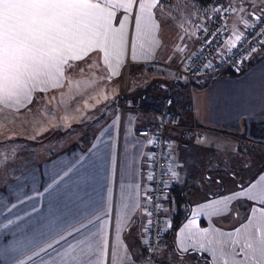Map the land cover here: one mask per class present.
Here are the masks:
<instances>
[{"label": "crops", "instance_id": "0c3cea01", "mask_svg": "<svg viewBox=\"0 0 264 264\" xmlns=\"http://www.w3.org/2000/svg\"><path fill=\"white\" fill-rule=\"evenodd\" d=\"M235 1L240 8L244 6L242 0ZM208 4L203 1L193 3V0H174L169 6L179 5L180 8L172 16L171 23L162 24L157 31L158 45L151 54L141 55L138 49L137 61L133 63L126 60L123 67L117 68L118 76L109 79L108 69L93 54L90 58L76 62L72 69L66 71L63 87L47 93H34L33 103L19 111L15 108L0 110V150L10 152L9 159L5 161H9V164L19 161V153L10 149L18 147V143L22 142L24 149L29 147L31 151L33 148L31 153L34 154L31 160L25 159L29 161L13 172V175L0 179V208L5 210V215H8L7 208L17 198L24 199L25 196L42 192L53 176L57 173L62 175L65 170L72 168L68 186H75L80 178L86 177L84 190L78 193L84 200L80 207H90L91 211L111 209L113 225L118 214L122 221V245H126L131 252L147 256L146 251L142 252L141 244V228L146 219L142 215L144 208L134 206L144 203L143 189L150 185L147 176L151 144L148 143V137L138 136L136 132L151 126L154 120L149 114L132 109L138 98L152 112L160 113L164 108V97L171 96V110L181 115L183 124L197 127L188 149L179 146L180 129L168 132L173 145L168 199L164 203L167 219L171 220L178 205L183 206L186 217L196 204L212 197L228 195L235 188L229 179L233 173L237 180L247 184L264 171V50L245 61L238 71H226L218 76L193 81L178 79L175 69L181 63L178 61L183 54L175 55L171 61L167 59L174 54V46L180 44L179 35L185 30L180 27L181 24L194 33L196 25L193 20L198 23L200 18L205 17L209 10ZM201 5L206 7L202 9ZM213 12L214 9L207 14L212 15ZM250 13L251 10L248 13L240 10L236 12V18L231 19L228 25L232 37L244 30V23ZM189 14L193 17L189 18ZM196 41L197 38L192 36L186 38L184 43L193 48ZM86 67L93 73V77H98L95 84H99L100 90L109 96L107 99L92 101L89 109L86 107L88 111H94L106 106V113L96 120L76 119L75 113L71 112L75 110L64 112L59 107L64 106L66 100L74 102L75 91L70 89L65 93V87L70 78L74 79L73 83L76 82L79 70H85ZM49 94H55L57 127L49 130L47 127L46 131L42 129L40 133H43L37 137L36 142L30 141L29 137L18 138L14 134L15 130L9 127L14 124L16 128L21 126L23 123L17 120V116L32 112L33 107ZM117 113L120 119L114 124ZM40 115L41 112L38 117ZM68 116H72V119L65 125L64 118ZM29 130L32 129L28 127L20 132L27 133ZM52 138L57 145L60 141L55 151L49 147ZM94 143L97 149L89 155V149ZM82 154L87 157L88 164L84 169H78L75 164L78 158H82ZM209 176L213 180L221 176L224 179L219 184L209 183L205 179ZM33 204L41 208L42 215L48 214V200L40 197L18 205L13 209L14 215L11 218L14 219L15 214L23 215L25 211H31ZM222 207L228 214L214 217L211 224L229 231L245 220L251 204L233 201L230 210L227 206ZM237 213L238 216L235 215ZM28 219L25 217L24 221L18 223H26ZM31 219L35 221L37 217L33 215ZM0 221L6 223L3 216H0ZM137 222H140L139 227ZM184 223L185 218L173 234H168L170 230L165 232L164 245L174 243L176 233ZM200 224L201 227L210 226V222L203 218ZM15 228V225H10L7 230L0 229V248L6 244L15 245L19 235ZM117 243L113 233L110 236V249ZM118 250L121 255L124 254L123 246ZM225 259L230 260L231 257L218 256L216 264H224ZM0 261L13 264V260L6 258L2 252ZM182 264H190V261H183Z\"/></svg>", "mask_w": 264, "mask_h": 264}, {"label": "snow or ice", "instance_id": "6c2138e0", "mask_svg": "<svg viewBox=\"0 0 264 264\" xmlns=\"http://www.w3.org/2000/svg\"><path fill=\"white\" fill-rule=\"evenodd\" d=\"M198 2L193 0V3ZM172 3L174 0H0V110L15 108L19 111L33 103L34 93H47L63 87L66 71L93 54L108 69L109 79L118 76L117 68L123 67L126 60L137 61L138 49L141 55H146L158 45L156 33L162 24L171 23L174 13L169 4ZM242 4L244 7L238 9L229 0H217L211 6L214 15L205 13L198 23L193 20L196 25L194 33L181 24L185 30L179 35L180 44L174 46V54L167 59L171 61L175 55L183 54L178 61L182 62L189 48V44L184 43L185 39L203 35L204 43L191 54L186 67L191 66L193 59L203 56L206 47L217 56H232V49H242L247 43L249 47L236 61L239 70V64L264 50V0H256L255 3L254 0H242ZM204 7L201 5L202 9ZM238 10L243 13L251 10L244 23V31L235 34L234 39L229 38L231 47L226 53L219 45L212 48L215 38L226 30L227 17ZM215 19H219L220 24L210 31L207 22ZM249 36L254 37L251 42L248 41ZM213 66L212 60L206 58L204 68L211 70ZM119 119L117 113L114 124ZM141 135L146 136L147 132ZM148 143L154 144L155 140ZM96 149L97 144H92L89 155ZM154 155L148 159L151 161ZM167 159L171 160L170 152ZM9 163L5 161L3 169H7ZM87 164V157L82 154L75 167L84 169ZM149 168H152L151 164ZM71 172L72 168H69L62 175L57 173L36 195L17 198L7 208L8 215L0 208V216L6 220V223L0 221V229L7 230L10 225H15V231L19 233L14 246L6 244L0 248V252L11 258L13 264H182L183 261L216 264L218 256L231 257L230 260L225 259L224 264H264V171L247 184L237 180L233 173L229 179L235 188L228 195L196 204L190 209V215L185 217L186 223L177 231L174 243L159 247L155 246L159 235L152 236L155 231L154 211L165 213L157 220L164 225L162 231L171 230L173 223L166 218L167 209L163 203L154 204L153 201L167 200L168 196L162 193L157 198L151 185L145 187L144 203L134 207L144 208L142 215L146 219L141 228V244L142 252L146 251L147 256L131 252L122 245V221L118 214L113 225L111 209L91 211L90 207H80L84 200L78 193L84 190L86 177L70 187ZM205 179L219 184L224 177L213 180L209 176ZM147 180L151 182L155 176L149 174ZM40 197L48 200L46 216L42 215L37 204H33L31 211L11 218L18 205ZM233 201L251 204L245 220L229 231L212 225L214 217L228 214L222 206L230 210ZM33 215L37 217L35 221L31 219ZM25 217L29 218L26 223H18ZM202 218L210 222L209 227H201ZM113 233L118 243L110 249ZM121 246L123 255L118 250ZM0 264H6V261H0Z\"/></svg>", "mask_w": 264, "mask_h": 264}, {"label": "built area", "instance_id": "2783aa9c", "mask_svg": "<svg viewBox=\"0 0 264 264\" xmlns=\"http://www.w3.org/2000/svg\"><path fill=\"white\" fill-rule=\"evenodd\" d=\"M214 15V14H213ZM232 14H230L226 19V30L221 32V35L217 36L216 42L213 43L212 48H216L218 45L222 52L226 53L228 48L231 47L230 39L232 37L228 28L229 22L231 20ZM251 22V21H250ZM220 24L219 19H215L211 22H207V27L209 30H214L216 25ZM223 28V25L221 26ZM264 27V25H262ZM244 31V30H243ZM205 37L200 35L197 38L196 44L193 48L187 50L188 55L184 57L183 61L176 67V73L180 81H193L202 77H214L218 76L226 71H238L236 61L241 59L240 53L247 49L249 45L245 43L242 49H232V56H217L215 52H211L209 48H204V55L198 58H195L191 62L190 67H186L188 59L191 54L199 50L200 45L204 43ZM254 37L249 36L248 41L251 42ZM223 41L222 43H220ZM259 47V45H256ZM211 59L213 62V68L211 70H206L204 68L205 59ZM223 60V62H221ZM245 62V61H244ZM243 62V63H244ZM239 64V69L243 65ZM173 104V98L171 96L164 97V109L160 113L152 112L151 109L142 104V99L138 98L137 102L133 106V110L139 113L149 114L154 122L149 127L140 128L137 130V135L141 137H148L150 140H155L154 144H151V154H155L153 159L149 164L152 165V168L148 170V175L152 174L155 176V180L150 182L151 187L154 189V195L159 198L162 193H168V187L165 188L161 182H164L168 185L170 179V169H171V160L167 159L168 153L172 152V141L168 135L169 130L180 129L181 137L179 140V146L181 149H188L190 147V142L194 136V133L197 130L196 126L185 125L182 123V117L179 113L173 112L171 110ZM126 110V108H123ZM147 132V135H141V133ZM153 194V193H149ZM156 203H165V200L160 201L159 199L153 201ZM164 217V213L160 211H154L153 214V224L155 231L152 233L153 237L159 235L160 239L156 242L155 246L159 247L165 244V232L162 231L164 225L157 223V220Z\"/></svg>", "mask_w": 264, "mask_h": 264}, {"label": "rangeland", "instance_id": "374dc122", "mask_svg": "<svg viewBox=\"0 0 264 264\" xmlns=\"http://www.w3.org/2000/svg\"><path fill=\"white\" fill-rule=\"evenodd\" d=\"M199 1H203V3L205 2L209 3L208 4L209 10L207 13L211 12V10L213 9L211 6L217 2V0H199ZM221 2H224V0H221ZM230 2L236 5L238 8H240V6H238L239 3H237L235 0H231ZM171 7L173 8V13H175L176 10L180 8V6L179 7L171 6ZM236 12L232 14L231 19L236 18L237 16ZM213 14L214 12L212 13V15ZM188 17L191 18L193 16L189 14ZM79 71H80V74H79L77 81L73 83L74 79L70 78L68 84L65 87V93H67L70 89L75 91L76 95L73 96L74 102H72V100H66V103L64 104V106L59 105V107L61 108V111H64V112L75 110L71 112L75 113L76 119L96 120L102 115H104V113H106L105 112L106 106L102 107L100 109L101 111L99 109H96L97 107L95 108L96 110L94 111H88L87 109H89V107L93 103L92 101L108 98L109 96L108 94L100 90L99 84H95L96 83L95 81L98 77H93V73L89 71L87 67L85 70L81 71L80 69ZM102 92L103 94H101ZM102 103H105V102L102 101ZM120 104H122V102H120ZM108 111L111 112V109L109 108ZM40 112H41V115L40 117H38ZM56 112H57V103L55 100V94H49L48 97H45V100H42L40 104L33 107L32 112L30 111L25 112V114H20L17 116V120L23 123L21 126L16 128L17 125L14 124L12 127H9V129L11 128L12 131L15 130L14 134L18 138L27 139V137H29L28 139L30 141L36 142L37 137L43 133V132L40 133L42 129L46 131L47 127H48V130L53 127L55 129V127H57ZM71 119H72V116L65 117L64 124L67 125L68 124L67 121ZM28 127H30L32 130H29L27 133L20 132V130L22 131V129L27 130ZM59 142L60 141H58V145L60 144ZM49 143H50L49 147L52 150L55 151L58 149V145L55 139L54 140L53 138L50 139ZM13 147L14 148H11L10 150L14 151L15 153H19L17 155L19 157V161L15 160V163L9 164L7 169H3L2 163H4L5 160L9 159L10 152H7L5 150H0V154H1L0 155V179L4 177L7 178L8 176L13 175V172H16L20 167H23L25 165V162L29 161V160L25 161V159H30L32 158L31 155H34L33 153H31V151H33V148L31 151L29 147L24 149L25 147H24L23 142L18 143V147H15V146ZM24 151H25V154H24ZM10 168H11V171H9Z\"/></svg>", "mask_w": 264, "mask_h": 264}, {"label": "trees", "instance_id": "16d2710c", "mask_svg": "<svg viewBox=\"0 0 264 264\" xmlns=\"http://www.w3.org/2000/svg\"><path fill=\"white\" fill-rule=\"evenodd\" d=\"M164 109V108H163ZM162 111V110H161ZM183 201V200H181ZM182 205H178V208L176 210V212L174 213V215L171 218V221L173 223V227L172 229L168 232V234H173L175 232V230L177 229V227L182 223V221L185 218V213L184 210L182 209Z\"/></svg>", "mask_w": 264, "mask_h": 264}]
</instances>
